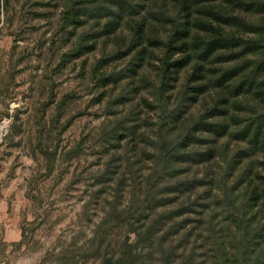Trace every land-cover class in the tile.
Masks as SVG:
<instances>
[{"label": "trees", "instance_id": "obj_1", "mask_svg": "<svg viewBox=\"0 0 264 264\" xmlns=\"http://www.w3.org/2000/svg\"><path fill=\"white\" fill-rule=\"evenodd\" d=\"M47 1L120 108L102 217L56 264H264V0Z\"/></svg>", "mask_w": 264, "mask_h": 264}, {"label": "rangeland", "instance_id": "obj_2", "mask_svg": "<svg viewBox=\"0 0 264 264\" xmlns=\"http://www.w3.org/2000/svg\"><path fill=\"white\" fill-rule=\"evenodd\" d=\"M3 1L0 264H56L102 217L95 176L104 152L118 146L103 135L120 108L108 110L100 100L104 88L91 73L98 53L85 61L64 56L72 45L58 22L60 8L9 0L7 11Z\"/></svg>", "mask_w": 264, "mask_h": 264}]
</instances>
